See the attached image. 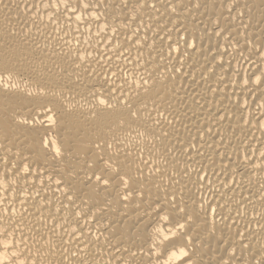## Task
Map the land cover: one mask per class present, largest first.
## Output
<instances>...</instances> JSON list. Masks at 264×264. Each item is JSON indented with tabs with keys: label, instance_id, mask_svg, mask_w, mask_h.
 <instances>
[{
	"label": "bare ground",
	"instance_id": "bare-ground-1",
	"mask_svg": "<svg viewBox=\"0 0 264 264\" xmlns=\"http://www.w3.org/2000/svg\"><path fill=\"white\" fill-rule=\"evenodd\" d=\"M0 264H264V0H0Z\"/></svg>",
	"mask_w": 264,
	"mask_h": 264
},
{
	"label": "snow or ice",
	"instance_id": "snow-or-ice-1",
	"mask_svg": "<svg viewBox=\"0 0 264 264\" xmlns=\"http://www.w3.org/2000/svg\"><path fill=\"white\" fill-rule=\"evenodd\" d=\"M85 7H87V5H85ZM77 19H79V17H77ZM261 81H260V79L258 78L257 79V83H260ZM104 103V101L103 100H101V104H103ZM99 179V178H98Z\"/></svg>",
	"mask_w": 264,
	"mask_h": 264
}]
</instances>
